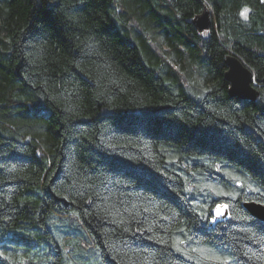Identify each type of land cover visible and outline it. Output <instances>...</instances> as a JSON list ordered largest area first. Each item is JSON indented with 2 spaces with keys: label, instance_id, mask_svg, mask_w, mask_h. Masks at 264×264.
Returning a JSON list of instances; mask_svg holds the SVG:
<instances>
[{
  "label": "trees",
  "instance_id": "1",
  "mask_svg": "<svg viewBox=\"0 0 264 264\" xmlns=\"http://www.w3.org/2000/svg\"><path fill=\"white\" fill-rule=\"evenodd\" d=\"M228 55L255 101L228 94ZM247 202L264 0H0V264H264Z\"/></svg>",
  "mask_w": 264,
  "mask_h": 264
},
{
  "label": "water",
  "instance_id": "2",
  "mask_svg": "<svg viewBox=\"0 0 264 264\" xmlns=\"http://www.w3.org/2000/svg\"><path fill=\"white\" fill-rule=\"evenodd\" d=\"M192 23L200 33L209 31L212 27L211 13L204 10ZM224 64L227 68L225 80L229 84V95L243 100L255 101L259 97V93L253 85L252 72L234 55H228L225 58ZM243 207L252 217L264 221L263 205L247 202L243 204ZM217 208L212 211L213 217L217 221H224L229 215L228 207L226 209L221 208L220 215H217Z\"/></svg>",
  "mask_w": 264,
  "mask_h": 264
},
{
  "label": "snow or ice",
  "instance_id": "3",
  "mask_svg": "<svg viewBox=\"0 0 264 264\" xmlns=\"http://www.w3.org/2000/svg\"><path fill=\"white\" fill-rule=\"evenodd\" d=\"M245 18H247L246 16H245ZM206 34V33H205ZM228 206L227 205H220V206H218V208H217V215H220L221 213H220V209L221 208H224V209H226ZM224 264H227V262H224Z\"/></svg>",
  "mask_w": 264,
  "mask_h": 264
},
{
  "label": "bare ground",
  "instance_id": "4",
  "mask_svg": "<svg viewBox=\"0 0 264 264\" xmlns=\"http://www.w3.org/2000/svg\"><path fill=\"white\" fill-rule=\"evenodd\" d=\"M205 11H208V10H205ZM202 13H203V12H202ZM202 13H201V14H202ZM242 13H243V10L240 11V13H239L241 17H243V14H242ZM198 16H199V15H198ZM236 58H237V57H236ZM239 61H241V60L239 59ZM241 62H242V61H241ZM242 63H243V62H242ZM225 67H226V66H225ZM226 71H227V68H226ZM225 73H226V72H225ZM253 85H254V83H253ZM256 91H257V90H256ZM257 92H258V91H257ZM228 94H229V93H228Z\"/></svg>",
  "mask_w": 264,
  "mask_h": 264
},
{
  "label": "rangeland",
  "instance_id": "5",
  "mask_svg": "<svg viewBox=\"0 0 264 264\" xmlns=\"http://www.w3.org/2000/svg\"><path fill=\"white\" fill-rule=\"evenodd\" d=\"M242 14H243V18H245V16L247 17V14H248L247 10H243V13Z\"/></svg>",
  "mask_w": 264,
  "mask_h": 264
}]
</instances>
